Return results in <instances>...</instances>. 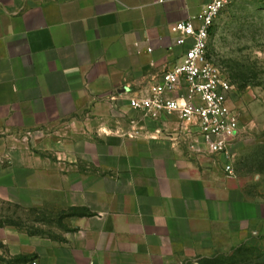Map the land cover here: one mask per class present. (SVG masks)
I'll return each instance as SVG.
<instances>
[{
    "label": "crops",
    "instance_id": "0c3cea01",
    "mask_svg": "<svg viewBox=\"0 0 264 264\" xmlns=\"http://www.w3.org/2000/svg\"><path fill=\"white\" fill-rule=\"evenodd\" d=\"M208 1L0 0V198L81 211L61 241L12 235L11 255L196 264L264 236V191L166 136L175 114L129 104L180 62L173 26Z\"/></svg>",
    "mask_w": 264,
    "mask_h": 264
},
{
    "label": "rangeland",
    "instance_id": "374dc122",
    "mask_svg": "<svg viewBox=\"0 0 264 264\" xmlns=\"http://www.w3.org/2000/svg\"><path fill=\"white\" fill-rule=\"evenodd\" d=\"M209 55L234 85L231 105L239 114L242 138L230 161L232 174L250 194L264 191V0H231L211 30ZM81 213L80 210H76ZM69 210L49 205L32 206L0 198V263L16 264L10 254L12 235L61 241L70 231ZM33 233V235H30ZM231 252L202 259L196 264H264V236ZM24 257H35L33 254Z\"/></svg>",
    "mask_w": 264,
    "mask_h": 264
},
{
    "label": "built area",
    "instance_id": "2783aa9c",
    "mask_svg": "<svg viewBox=\"0 0 264 264\" xmlns=\"http://www.w3.org/2000/svg\"><path fill=\"white\" fill-rule=\"evenodd\" d=\"M230 1L209 0L199 14L176 22V44L187 46L180 62L129 98L142 120L158 121L175 114L178 127L166 136L189 151L205 150L223 159L228 173L232 172L230 161L243 132L239 114L231 105L234 85L210 57L209 43L211 30ZM155 132L165 133V128ZM16 264L40 262L30 257Z\"/></svg>",
    "mask_w": 264,
    "mask_h": 264
},
{
    "label": "trees",
    "instance_id": "16d2710c",
    "mask_svg": "<svg viewBox=\"0 0 264 264\" xmlns=\"http://www.w3.org/2000/svg\"><path fill=\"white\" fill-rule=\"evenodd\" d=\"M69 212H70L69 215H72V214L74 215V214H77V213H78V212H77L76 210H74V209L69 210ZM78 214H79V213H78ZM30 235H33V233H30ZM27 259H28V258H27V257H24V256H21V257H18V258H17V260H18V261H21V262H22V261H25V260H27Z\"/></svg>",
    "mask_w": 264,
    "mask_h": 264
}]
</instances>
